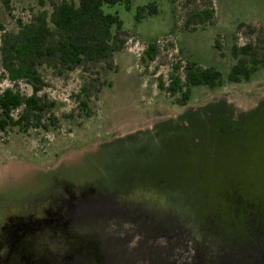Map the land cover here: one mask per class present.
I'll return each instance as SVG.
<instances>
[{
  "label": "rangeland",
  "instance_id": "374dc122",
  "mask_svg": "<svg viewBox=\"0 0 264 264\" xmlns=\"http://www.w3.org/2000/svg\"><path fill=\"white\" fill-rule=\"evenodd\" d=\"M49 2L0 0V38ZM104 11L121 19L123 48L62 75L40 68L37 96L52 103L40 124L0 131V264H264V0ZM247 45L260 64L229 82ZM187 62L221 83L184 86ZM4 75L0 56V92L32 94Z\"/></svg>",
  "mask_w": 264,
  "mask_h": 264
},
{
  "label": "trees",
  "instance_id": "16d2710c",
  "mask_svg": "<svg viewBox=\"0 0 264 264\" xmlns=\"http://www.w3.org/2000/svg\"><path fill=\"white\" fill-rule=\"evenodd\" d=\"M6 9L10 0H1ZM132 0H50L51 11H39L30 21H18L17 32L4 33L0 38L1 68L4 76L11 82L25 80L32 88L30 96L21 95L12 89L0 92V131L29 124L39 125L42 114L52 103H47L37 96L42 86L39 69H52L59 75L86 65L109 61L112 55L119 52L125 44L123 24L117 14L104 11L105 6L123 4L130 10ZM42 4V2H41ZM155 12L152 3L138 7L135 18L143 13ZM193 18L201 23L205 18H212V11L197 12ZM155 47L149 46L146 54L154 58ZM235 51L248 56V61L238 60L226 78L229 82L238 83L249 80L260 64L255 52L249 45ZM222 75L212 67L201 68L194 62L184 66V86H207L213 88L220 84ZM179 87V80L171 79L170 89ZM182 99H188V92L182 93ZM83 106H86L83 103ZM20 109L15 119L12 113ZM52 121V119H51Z\"/></svg>",
  "mask_w": 264,
  "mask_h": 264
},
{
  "label": "clouds",
  "instance_id": "9594fccd",
  "mask_svg": "<svg viewBox=\"0 0 264 264\" xmlns=\"http://www.w3.org/2000/svg\"><path fill=\"white\" fill-rule=\"evenodd\" d=\"M130 198L134 201H139L140 200V192L139 190L134 191L133 193L130 194Z\"/></svg>",
  "mask_w": 264,
  "mask_h": 264
}]
</instances>
